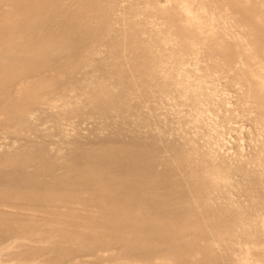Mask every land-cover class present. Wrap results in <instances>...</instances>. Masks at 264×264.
I'll return each mask as SVG.
<instances>
[{
    "label": "rangeland",
    "instance_id": "obj_1",
    "mask_svg": "<svg viewBox=\"0 0 264 264\" xmlns=\"http://www.w3.org/2000/svg\"><path fill=\"white\" fill-rule=\"evenodd\" d=\"M11 1H14L13 7L8 3ZM16 1L0 3L3 14L0 13V19L15 9ZM117 1L115 4V0H91L95 6L107 8V11L115 6V13L104 23L112 24L111 36L116 44L105 39L98 41L95 37L79 43L82 33L86 32L83 27H78L81 16H74L71 25L66 23L70 12L81 9L78 0L57 1L48 6L53 8V13L48 16L43 29L50 36L79 43L83 61L85 56L94 52L90 60L94 61L95 75L94 69L83 70L82 63L75 62L77 67L70 76L65 69L69 60L65 58L47 67L42 62L36 63L35 59L11 56L14 50H34L35 40H24L14 30L0 38V264H109L116 258L130 256L119 244L92 249L88 242L94 240L79 238L83 237V224L89 225L104 218L100 206L98 208L89 201L99 186L80 178L94 151L112 150L115 153L110 157L114 161L111 169L120 175L121 186L102 189L107 198L116 188H119L121 197L129 198L130 194L141 192L155 198L158 185H164L163 178L172 176H178L183 186L192 189L195 183L192 173L209 169L229 174L232 185L225 194L210 189L201 199L190 201L194 211L203 212L210 208L219 214V210L229 205L230 199L245 208L256 199L258 206L264 204L263 103L250 94L255 85L250 82L247 67L215 66L209 53L203 51L196 61L198 70L192 72L195 61L191 53L185 51L181 60L174 63L177 70L185 69L181 78L189 73L193 77L192 85L200 79L207 83L198 90L197 96L190 92L182 95L174 86H167L168 97H160L153 92L158 90L155 84L150 91L143 85L146 75L121 57L122 50L118 48L127 29L120 18L130 16L128 11L134 2H143L144 6V0ZM161 5L167 7L168 3L161 0ZM101 12L92 11L89 26L93 33L104 24ZM141 19L143 25L135 33L141 39L139 45L153 47L165 54L161 43L150 41L149 34L144 33L147 17L142 14ZM40 32L36 28L33 31ZM127 56L133 61L138 55L130 51ZM18 71L21 72L16 74ZM100 79L112 85L114 101L89 108L86 87ZM42 83H46L41 93L46 100L42 103L38 100L25 112L22 110L24 119L19 115H4L10 101L22 99L24 87ZM174 97L180 101L181 112L173 109L170 98ZM63 99H71L67 102L76 111H64L62 107L66 101ZM117 101L119 106L115 103ZM42 160H48L47 167H42ZM103 168L108 181L110 171ZM69 175L72 180L63 182ZM173 186L165 188L175 196ZM53 188L61 198L73 197L77 192L79 200H52L56 193L51 190ZM84 200L88 201L87 205L82 204ZM154 202L160 201L154 199ZM117 206L109 201V214L115 213ZM154 208L153 204L150 207L128 204L123 212L128 218H135V226L160 232L168 245L159 253L165 254L167 247L174 245L175 241L167 237L170 230L161 223L175 229L182 224L177 219L186 218V215L181 211L172 213L174 210L170 209L161 216H152ZM111 221L119 222L114 218ZM67 228L70 232L64 231ZM188 240L193 241L192 236ZM222 251L218 255L223 256L224 264H232L229 251Z\"/></svg>",
    "mask_w": 264,
    "mask_h": 264
},
{
    "label": "bare ground",
    "instance_id": "obj_2",
    "mask_svg": "<svg viewBox=\"0 0 264 264\" xmlns=\"http://www.w3.org/2000/svg\"><path fill=\"white\" fill-rule=\"evenodd\" d=\"M57 1L63 0L16 1L15 9H11L10 14L0 19V38L10 33V30H14L13 32L22 35L24 40L27 38L35 40L36 48L34 50L29 52L14 50L11 56L35 59L36 63L42 62L47 67H49V64L56 63L55 61L58 59L65 58L69 60L65 65V69L70 76L74 73L78 62L82 63L81 69L83 70L94 69L93 74L95 75L96 69L92 64L94 61L90 60V56L94 52L85 56L83 61L78 44L91 37H95L98 41L105 39L116 44L111 36L113 32L112 24L104 23L109 20L112 13H115V6L107 11L105 10L107 8L95 6L91 0H78L82 5L81 9L70 12L66 23L71 25L74 16H81V24L78 27H83L86 32L82 33L79 43H72L65 37L50 36L43 29V26L45 27L48 23V16L53 13V8L48 6L50 3L54 4ZM166 1L168 3L167 7L161 5V0H144V6L143 2L142 4L134 2L128 11L130 16L120 18L127 28L125 36L122 37L118 47L122 50L121 57L129 61L137 71H142L146 75L143 85L150 91L154 86L153 84H155L158 90L153 92L160 94L162 98L168 97L167 86H174L182 95L184 93L187 95L190 92L193 96H197L198 90L207 81L200 79L192 85L193 77L188 73L185 78H181L185 69L177 70L174 63L181 60L185 51H189L195 61L193 63L194 71L192 72H196L198 70L196 61L199 60L203 51H207L215 66L240 68V65H245L247 67L250 82L255 85L250 94L263 103L262 110L264 112V0ZM5 2L6 0H0V3ZM13 2L8 3H12L13 7ZM117 2L115 0V4ZM4 11L8 12L7 10ZM92 11H102V22L104 23L94 33L89 26ZM142 14L147 17L148 24H146L147 29L144 33L149 34L150 41H159L162 49L166 52L165 54L163 52L159 53L153 47H141L139 45L141 39H138L135 33L143 25ZM35 28L41 32L39 34L33 33ZM173 42L176 46H173ZM130 51H135L138 55L133 61L127 56ZM71 60L73 64H71ZM20 72L18 71L16 74ZM91 85L86 87L85 90L87 92L85 93L87 107L92 108L96 105L110 104L114 101L113 87L110 82L100 79ZM137 85L133 86L132 89L134 90ZM45 87L46 83L35 85V87H24L22 99L10 101L4 115L8 117L19 115L20 119H24L22 110L25 112L38 100L41 103L46 100L41 94ZM5 89H8V87ZM170 100H172L173 109L176 112H181V104L178 98L174 97ZM67 101L62 102V109L66 112L70 111L69 109L76 111L72 109V104ZM115 103L118 106L120 105L118 101ZM50 105L52 106V103ZM80 109H82V106ZM214 129L217 130L216 127ZM130 152L133 159L136 160V157H134L135 152L132 149ZM111 155H115L112 150L102 153L92 152L90 163L80 174V178L83 180L93 181L99 186L100 189L95 188L89 201L96 207L100 206L104 218L102 221H94L89 225L83 224V231H81L83 237L79 238L94 240L88 242L92 249L97 248V246L101 247V245L119 244L122 250L130 255L126 258H116L113 263L110 262L109 264H220L221 262L224 264L223 256L218 255L223 252L222 250L229 251V259L232 264H264V204L261 207L258 206V199L254 200L249 208L235 204L230 199L229 205L223 210H219V214H216L210 208L205 209L203 212H197L190 206V201L201 199L203 194L206 195L207 192H210V189L218 193H227L232 185L229 174L218 173L209 169H202L201 173H192L195 179L192 189L183 186L178 176L164 177V185L163 187L158 185V194L156 192L157 196L155 198H153L154 195L151 196L148 193L141 192L139 194L132 193L134 197L130 194L127 198L121 197L118 192L121 186L119 184L121 177L111 169L114 166V161L110 159ZM44 161L42 160V162ZM41 164L44 168L49 163L47 160V162ZM103 167L110 171L108 172V181L105 178ZM240 171L242 170L240 169ZM245 175L248 176V173L245 172ZM142 178L145 179L143 176ZM65 180H72L71 175L63 182ZM171 185L175 187V196L170 189L166 191L165 187ZM108 187H119L111 192L110 198L105 197L102 190ZM51 190L53 193L56 192L52 200L68 201L71 198H73V201L79 200L77 192L75 195L73 194V197L61 198L57 189L53 188ZM21 195L24 196V194ZM154 199L160 202H154ZM109 201L119 205L113 214H109ZM87 202L84 200L82 204L84 205ZM137 202L141 204L136 205ZM128 204L134 207H150L153 204L155 208L152 212L154 214H151L152 216H161L163 212L165 213L170 209L174 210L172 213L181 211L186 215V218L177 219L182 224L175 229L160 221L162 225L167 226L165 229L170 230L167 237L175 241L174 245L167 247L165 254L159 253L161 248L168 245L163 240V235L160 232H149L135 226V218L130 219L123 212ZM74 218L78 220L77 216H74ZM112 218L119 222H112ZM64 231L70 232L68 228ZM189 236H192L193 241L188 240ZM131 256L135 257L132 258Z\"/></svg>",
    "mask_w": 264,
    "mask_h": 264
}]
</instances>
